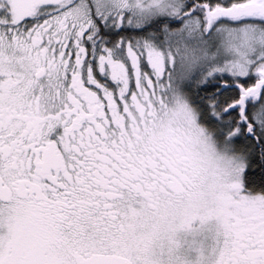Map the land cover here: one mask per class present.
Wrapping results in <instances>:
<instances>
[{"label":"snow or ice","instance_id":"snow-or-ice-1","mask_svg":"<svg viewBox=\"0 0 264 264\" xmlns=\"http://www.w3.org/2000/svg\"><path fill=\"white\" fill-rule=\"evenodd\" d=\"M0 264H264V0H0Z\"/></svg>","mask_w":264,"mask_h":264}]
</instances>
